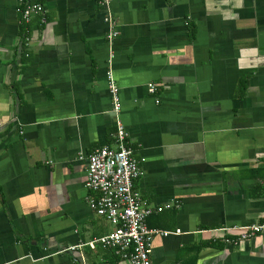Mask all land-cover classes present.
<instances>
[{"label":"crops","instance_id":"crops-1","mask_svg":"<svg viewBox=\"0 0 264 264\" xmlns=\"http://www.w3.org/2000/svg\"><path fill=\"white\" fill-rule=\"evenodd\" d=\"M30 1L45 13L23 25L0 0V264H131L86 244L114 231L86 178L117 118L136 190L171 205L147 219L168 232L153 264H264V231L225 241L264 223V0Z\"/></svg>","mask_w":264,"mask_h":264},{"label":"built area","instance_id":"built-area-1","mask_svg":"<svg viewBox=\"0 0 264 264\" xmlns=\"http://www.w3.org/2000/svg\"><path fill=\"white\" fill-rule=\"evenodd\" d=\"M100 3L109 9L111 0H101ZM19 10L22 15L21 23L27 25L35 14L45 13V6L42 1L21 0ZM105 21L110 26V38L113 39L119 31L111 12H107ZM109 88L114 110L119 115L122 109L119 87L111 80ZM148 90L155 93L157 85L153 82L148 83ZM128 136L123 122L117 118L116 147L100 146L87 156L86 188L97 194L90 202L91 207L114 225V231L86 244L91 248L98 244L113 248L131 264H153L151 255L154 237L158 234L167 235L168 232L150 229L147 219L154 212H161L171 205L153 207L136 190V181L144 172L134 156V149ZM238 229L239 236L235 239L226 238L227 243L240 244L251 239L264 231V223H255ZM78 246L83 244L65 250L76 249Z\"/></svg>","mask_w":264,"mask_h":264}]
</instances>
